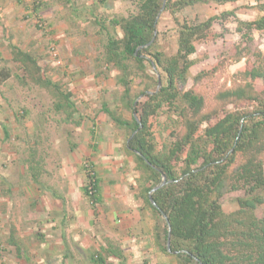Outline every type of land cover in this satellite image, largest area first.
I'll return each instance as SVG.
<instances>
[{
	"label": "rangeland",
	"instance_id": "1",
	"mask_svg": "<svg viewBox=\"0 0 264 264\" xmlns=\"http://www.w3.org/2000/svg\"><path fill=\"white\" fill-rule=\"evenodd\" d=\"M141 1L0 0V78L4 73L8 75L0 80V173H7V177L12 179L0 182V190L11 186L15 191L13 222L17 221L18 231L23 233L18 245L26 255L19 257L11 242L6 240L8 245L0 240V264H23L27 261L31 264L32 257L37 264L32 253L49 259L58 253L62 243L57 240L59 234L49 236L42 229L45 216L42 214L40 218V213L47 205L46 199H52L49 187L63 193L61 197L65 207L74 203L79 208L91 210L92 204L83 193L87 183L86 169H90L99 181L100 200L93 207L103 209V212L107 210V233L101 225L105 217L99 214L95 215L97 223L90 232L84 231L82 226L76 227L75 233L67 238L69 243L66 239L67 243L64 244V240L63 245L68 249H73L76 244L82 246V237L86 235L90 240L85 241L91 243L89 251L80 257L69 251L71 258L63 260V264H93L89 256L100 252L99 246L108 239L113 250L121 251L124 257L121 260L107 256L103 264H176L174 256L163 252L160 249L162 243L157 242V237L163 241V221L157 218L148 204H141L135 197L142 184L135 157L126 148L127 132L117 127L103 110L106 106L110 112L123 118L131 117L130 111L120 101L119 71L105 61L104 45L109 36H122L120 28H113L111 19L136 13ZM258 2L261 0L225 3L195 0L181 8L164 9L165 0H162L163 8L161 6L157 14L153 40L158 38V47L165 53L176 50L178 24L199 22L212 15L232 11L222 24L215 21L210 34L196 44V50L190 56L193 63L187 83L181 88H193L202 95L209 110L217 103L215 92L231 85L234 71L249 62L252 52H264V30H253L249 40L237 31L238 20H252L262 14L256 8ZM14 46L29 51L46 77L72 92L75 106L72 120H67L56 108L55 96L48 89L35 85L19 63L13 60ZM217 63H221L220 67L212 71ZM131 64L134 72L131 75L130 101L136 103L145 92H156L164 75L155 63L145 62L143 68ZM203 70L208 73L200 82L194 83L193 77ZM226 107L233 108L231 105ZM150 118L152 142L156 150H163L173 139L171 135L176 130V119L180 117L177 110L164 104ZM214 121L215 118L211 117L207 123ZM35 163L39 171L38 182L31 178ZM30 183L45 189L46 199L43 193L36 200L32 197L27 199L25 188ZM33 187L37 186L34 184ZM236 194H243V190L223 195L225 212L237 208L233 198ZM57 200H53L55 205ZM109 210H118V213L110 217ZM257 214L264 216V204L258 207ZM31 215H39V218L25 221V217ZM32 221H35V227ZM111 223L117 226L124 223L125 233L119 234L117 230V234H112L109 230ZM0 225L4 229L5 224L1 220ZM157 231H160V236H156ZM40 242L46 245L44 250L38 246ZM51 243L53 248H49ZM49 264H61V261L50 260Z\"/></svg>",
	"mask_w": 264,
	"mask_h": 264
},
{
	"label": "trees",
	"instance_id": "2",
	"mask_svg": "<svg viewBox=\"0 0 264 264\" xmlns=\"http://www.w3.org/2000/svg\"><path fill=\"white\" fill-rule=\"evenodd\" d=\"M194 2L165 0L164 9ZM161 6L162 0H142L136 13L111 19L113 28H120L122 36H109L104 45L105 61L119 71L120 101L131 117L123 118L106 106L103 110L127 132L126 148L135 157L142 184L135 197L163 221V241L157 237V242L162 243L163 252L174 256L176 264H264V216L257 214L258 207L264 204V52H252L249 62L234 71L231 85L215 92L217 103L209 110L202 95L193 88H181L187 83L196 44L210 34L215 21L222 24L232 11L178 24L176 50L165 53L159 49L157 37L151 41ZM256 8L262 14L252 20H238L237 31L245 40L250 39L253 30H264V0ZM12 58L35 85L55 96L56 108L72 120V92L46 77L29 51L14 46ZM131 62L138 68H143L145 62L155 63L164 75L160 88L145 92L136 103L130 101L134 72ZM220 64H215L212 71ZM207 73L203 70L195 75L193 82H200ZM7 76L4 73L0 80ZM164 104L177 110L180 119H176L170 143L156 150L149 130L150 117ZM211 117L215 121L208 124ZM35 166L36 163L31 178L38 182ZM162 173L166 182L150 193L152 204L149 192L161 182ZM86 179L83 193L95 206L100 200L99 181L90 169H86ZM237 190H243V194L233 195L237 208L225 212L223 195ZM159 232L156 236H160ZM13 243L19 251L20 245L15 240ZM105 254L121 260L124 257L116 250L107 249ZM91 258L94 264L105 263L104 253Z\"/></svg>",
	"mask_w": 264,
	"mask_h": 264
},
{
	"label": "crops",
	"instance_id": "3",
	"mask_svg": "<svg viewBox=\"0 0 264 264\" xmlns=\"http://www.w3.org/2000/svg\"><path fill=\"white\" fill-rule=\"evenodd\" d=\"M2 128H4V127H2ZM4 132L6 133V131H4ZM7 176H8L7 173H5V174L0 173V182L1 183L10 182L9 180H12V179H10ZM34 184L37 187H33ZM34 184L30 183L28 188H25V192H26L25 196L27 197V199L32 197V199L36 200V198L39 197L40 193L41 194L43 193L44 194L43 196L46 199V196H45L46 193L43 192V190H45V189L38 188V184H36V183H34ZM48 192H50L49 195H51L52 199L53 200L58 199L57 200L58 202L55 205L54 201L52 199H46V204H47V205H45L46 209L43 207L44 210L41 211L43 213L39 212L41 214L40 218H42L43 215L45 216V218H44L45 224L42 227V229H45L44 231H47V233H49V236L59 234V238H57V240H60L62 243L60 245L61 249L58 251V253L55 256L52 257V259H49V257H45L44 255L40 256L39 253L37 255L32 253L33 256H36L37 264H49L50 260H55V259L60 260L61 264H63V260L71 258L69 251H73V252L77 253V255L79 257H80V255H83V254L86 256V254H87L86 251H89V248H90V247L88 248V246L91 244L90 242L85 241L86 239H89L88 236L84 235L82 237V240H81L82 246L76 244V245H74L73 249L71 247H69V249H68V247L66 245L64 246L63 245L64 240H65L64 244H66L67 241L69 243V240L67 238L71 237L75 233V230H77L76 227H78V226H82V229L84 231L90 232L91 230H93L94 229L93 225H95L97 223V221H95V215H98V214H99L98 216L103 215L105 217L104 218L105 222H104V224H101V225H102V230L107 233L108 222H107V218L105 216V214L107 215V210H104V212H103V209H99L100 211L102 210L100 212L101 213L100 214L99 210L97 208L96 209L93 208V206H92V209H91L92 211H91L88 209H83L82 207L79 208L74 203H71L68 207H65L64 201L62 200V197H61L63 194L62 192L59 193L55 189H53L52 187H49ZM14 194H15V191L11 189V186H9L8 188L6 187L4 189V191L0 190V220H1L3 225L5 224V226L3 227L4 229H2V227L0 225V240L2 242H6V240H7V241L11 242V245H14V243H13L14 240L19 244V239L23 238L22 231H20V230L18 231V227L16 224L17 221L13 222V219H14L13 213L15 212L14 211V209H15ZM59 201H61V202H59ZM71 202H73V201H71ZM109 211L112 214V215L110 214V217H112L114 213H118V210H115V211L109 210ZM23 216H24V214H23ZM32 218H33V220H36L39 218V215H33V217L31 215L28 218L25 217V221L31 220ZM139 219H140V217L138 218V220ZM32 222L34 225L33 227H35V225H36L35 221H32ZM32 222H30V223H32ZM97 225L99 227V224H97ZM124 228H126L124 223H121L118 226L116 225V223H111V227H109V230L112 234H117V230H118V233L120 234L123 232L125 233ZM99 230H100V228H99ZM27 235H28V233H27ZM108 236L110 238L112 237L110 235H108ZM66 239H67V241H66ZM7 244L10 245L9 243H7ZM41 244H42L41 242L38 243V246L40 248H42V250H44L46 245L45 244L41 245ZM52 245H53V243H51L49 245V248ZM52 248H53V246H52ZM107 249L114 251L113 247H112V242L109 239L106 241V243H103L99 246L100 252H98V253H102V254L104 253L105 260L107 257V254H105ZM20 250H21V252H20ZM20 250L19 251L17 250L19 257H21V258L24 256L26 257V255L22 251V248H20ZM41 252H42V254L44 253V251H41ZM90 254L91 253H89V255ZM0 257H2V255H0ZM91 257H92V255H90L89 258H90L91 262L93 263ZM112 257L115 259L117 258V257H114L113 255H109L107 258H112ZM26 259L28 260V258H26ZM34 259L35 258L32 257V263L31 264H36ZM22 261H23V259H22ZM28 263H29L28 261L23 262V264H28Z\"/></svg>",
	"mask_w": 264,
	"mask_h": 264
},
{
	"label": "water",
	"instance_id": "4",
	"mask_svg": "<svg viewBox=\"0 0 264 264\" xmlns=\"http://www.w3.org/2000/svg\"><path fill=\"white\" fill-rule=\"evenodd\" d=\"M162 8H163V5H162ZM156 34V30H154V35ZM153 35V36H154ZM154 38V37H153ZM153 38L151 41H153ZM150 41V42H151ZM160 79L158 78V85H160ZM166 182L165 180V175L162 173L161 174V182L159 184H157L156 186H154L151 190H150V193L153 192L156 188L160 187L161 185H163L164 183ZM149 198H150V201L152 204H154V201L152 200L151 196L149 195ZM168 230H169V226H168ZM166 246H167V250L169 251V238L167 239V243H166Z\"/></svg>",
	"mask_w": 264,
	"mask_h": 264
}]
</instances>
